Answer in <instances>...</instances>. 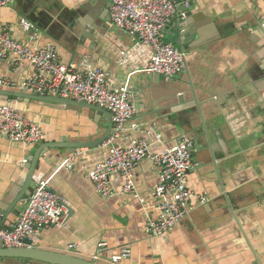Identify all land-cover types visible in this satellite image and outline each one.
<instances>
[{
    "label": "crops",
    "instance_id": "0c3cea01",
    "mask_svg": "<svg viewBox=\"0 0 264 264\" xmlns=\"http://www.w3.org/2000/svg\"><path fill=\"white\" fill-rule=\"evenodd\" d=\"M173 1L178 12L184 6L193 17L186 31L192 37L181 38L186 70L172 79L141 71L150 48L112 26L102 0H13L10 7L0 8V29L8 26L14 39L29 47L53 44L66 64L88 58L109 73L116 88H129L140 128L127 131L119 145L145 136L154 155L183 137L190 139L194 168L189 187L206 199L195 202L172 233L155 237L146 223L158 216L151 194L160 169L149 159L134 171L135 194H123V178L113 175L116 194L110 198L102 197L89 179L103 156L99 146L74 154L51 149L39 157L34 173L27 169L43 143L105 135L112 121L63 105L0 100V105L12 104L36 121L46 136L42 144L30 147L0 133L3 227L18 221L27 194L40 180L48 181L73 211L69 216L66 209L62 224L42 231L33 247L90 259L105 243L101 264H264V1ZM79 17L96 26L93 39L85 43L82 33L72 31ZM23 20L32 24L29 31L23 30ZM176 20L165 33L168 41L181 34ZM33 73L28 63L16 68L0 63V91H20L1 81L20 85ZM125 248L130 258L113 263L112 255ZM2 249L0 243V253ZM0 264L40 263L0 257Z\"/></svg>",
    "mask_w": 264,
    "mask_h": 264
},
{
    "label": "built area",
    "instance_id": "2783aa9c",
    "mask_svg": "<svg viewBox=\"0 0 264 264\" xmlns=\"http://www.w3.org/2000/svg\"><path fill=\"white\" fill-rule=\"evenodd\" d=\"M12 4L13 0H0V8ZM177 13L178 6L173 0H111L109 7L112 26L150 48L149 60L141 71L167 79L180 76L186 70L184 52L165 38ZM21 25L25 31L32 28L27 20ZM0 63L10 68L28 63L34 71L20 85H10L6 80L1 81V85L42 97L84 102L112 114L114 132L99 146L103 156L89 172V179L102 197L110 198L116 194L112 186L113 175L123 178V194H135L134 171L139 163L149 159L159 168V184L151 194L157 202L158 216L146 223L151 235L162 237L172 233L195 202H205L203 196L196 195L189 187L188 175L194 168V145L190 139L183 137L175 146L154 155L150 154L152 143L145 136L132 140L129 146L117 143L127 131L140 128L137 105L128 87L116 88L109 73L88 58L78 64H66L55 45L29 47L14 39L10 28L5 26L0 29ZM0 133L12 143L30 147L42 144L46 138L36 121L9 103L0 105ZM156 143H161L159 136H156ZM26 163L24 160L23 164ZM27 203L15 224L0 226V243L5 249L28 247L25 241H34L42 231L62 224L66 202L49 187L48 181L36 183ZM105 251L106 244H99L93 259L98 261ZM130 256V249L125 248L112 255L111 261L120 263Z\"/></svg>",
    "mask_w": 264,
    "mask_h": 264
},
{
    "label": "water",
    "instance_id": "95a60500",
    "mask_svg": "<svg viewBox=\"0 0 264 264\" xmlns=\"http://www.w3.org/2000/svg\"><path fill=\"white\" fill-rule=\"evenodd\" d=\"M108 5V8L111 5V0H102ZM181 5H184L186 0H179ZM78 14L82 15V11H78ZM193 15L190 10L185 9L184 6L179 8V12L177 13V20L175 22L176 31L181 32L180 35H177L176 38L172 39L171 42L175 44L181 51H183V43L181 38L192 37L191 33H187L188 28L191 27L192 23L190 18ZM106 28V27H105ZM96 26L88 21L87 19L77 18L75 19L74 27L72 31L77 35L82 33V43H85L88 39H93V34L95 33ZM107 30V28H106ZM187 42V41H186ZM182 76V75H181ZM155 77H158L156 75ZM0 100L4 102H18V103H31V102H39L45 103L47 105L53 104L67 106L71 109L76 110H87L91 115L95 116L100 114L108 119L110 122L112 121V114L107 112L104 109H101L97 106H93L84 102H76L73 100L62 99L59 97H42L35 94H29L26 91H0ZM107 133L105 135H99L98 137L89 139V140H81V141H64V142H46L43 143L37 149L36 153L29 160V167L27 168L31 173H34L38 160L41 155H45L51 149H64L68 154H74L78 150L81 149H92L100 146L103 142H105L114 132L113 123L109 124L107 129ZM34 186L36 185L33 183ZM31 192L27 194V196H31ZM68 211V215L70 216L73 211L70 207L66 206ZM4 222L0 221V226L3 227ZM25 244L28 247L22 249H2L0 253V257L3 258H12V259H23L28 260L32 263H40V264H101V261H95L93 258L84 259L80 257H76L75 255L58 252L50 249H41L33 247V241L27 240Z\"/></svg>",
    "mask_w": 264,
    "mask_h": 264
}]
</instances>
